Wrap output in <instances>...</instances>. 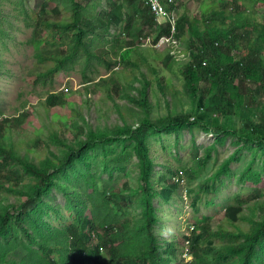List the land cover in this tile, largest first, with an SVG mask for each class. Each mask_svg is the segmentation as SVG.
<instances>
[{
    "label": "trees",
    "instance_id": "16d2710c",
    "mask_svg": "<svg viewBox=\"0 0 264 264\" xmlns=\"http://www.w3.org/2000/svg\"><path fill=\"white\" fill-rule=\"evenodd\" d=\"M7 1L0 0L1 40L14 38L13 23L2 10ZM27 1L16 0L15 6L33 27L27 43L36 46V63L44 68L37 77L47 87L76 66L94 71L95 62L108 56L132 72L152 58L155 69L151 75L140 72L136 87L119 83L121 73L116 71L101 79L108 81L97 86L103 95L99 112L109 115V102L103 100L107 97L120 122L93 130L83 119L84 127L75 124L79 132L73 142L50 125L29 131L27 104L17 115L0 119V264L178 263L181 246L164 240L158 231L161 218L155 199L172 198L179 187L173 176L185 175L190 182L201 177L216 145L229 138L239 147L194 185L195 191L190 186L195 203L205 189L209 191L210 179L230 174V164L244 148L264 153V13L257 11L264 0H201L198 14L191 13L183 0H162L169 14L184 10L175 31L171 22L159 25L156 13L142 0H113L106 10H99V0L93 4L44 0L40 11L32 14L27 12ZM50 1L56 3L55 15L47 10ZM172 35L186 49L156 48L163 37ZM171 54L183 56L177 60ZM171 76L180 78L185 92ZM69 95V90L66 95L50 93L35 108L66 106ZM116 95L126 100L124 106L116 103ZM166 97L165 112H158ZM77 107L71 105L73 113L81 115ZM197 129L215 137L202 157L178 169L168 164L164 172L154 168L151 141ZM50 141L58 147L52 148ZM23 145L28 146L26 152ZM132 159L138 187L127 197L107 192V180L100 181L92 171V164L104 173L110 168L124 171ZM167 173L169 184H165ZM249 174L250 167L241 177ZM255 177L249 176L251 182ZM77 182L83 191L70 192L68 185ZM89 187L91 194L86 193ZM53 192L65 196L67 211L74 215V222L62 231L43 221L47 209L54 211L46 203ZM235 200L225 208L217 228L206 223L194 226L188 249L194 256L191 264H264V201ZM131 201L136 202L134 214Z\"/></svg>",
    "mask_w": 264,
    "mask_h": 264
},
{
    "label": "rangeland",
    "instance_id": "374dc122",
    "mask_svg": "<svg viewBox=\"0 0 264 264\" xmlns=\"http://www.w3.org/2000/svg\"><path fill=\"white\" fill-rule=\"evenodd\" d=\"M16 0H8L3 6L4 16L13 23L14 38L0 39V119L4 117L17 115L21 109L27 104L30 109V116L26 122V128L33 132L41 128L44 124L53 127V130L63 139L75 140L77 132V123L79 127H84L86 123L91 129L112 127L119 123V114L116 113L115 104L107 97L103 100L108 101L107 108L108 116H103L99 112V103L103 97L102 92L97 86H103L101 80L108 78L113 72L121 73L119 83L124 85L125 82H131L134 86H138L140 72H145L148 75L154 73L155 63L152 58L148 59L145 64H139L138 71L132 72L126 64L119 63L117 65L113 56L104 57L101 61H96L94 71L84 69L83 66H76L75 70L70 73H61L57 75L53 87H47L42 80H38L37 73L44 68L36 63L35 58L36 46L28 44L27 41L33 35V28L24 20L25 14L20 13L15 6ZM113 0H99L100 9H108L109 4ZM149 5L151 12L156 13V20L159 25L167 22H177L183 8L173 11L169 14L168 11L161 14L160 11L154 10L149 0H142ZM162 2V0H160ZM167 1V0H166ZM44 0H29L27 1V12L32 14L34 11L39 12ZM85 4H92L97 0H83ZM193 14H198L201 9V0H183ZM163 3V2H162ZM56 3L50 1L47 10L55 15L54 9ZM98 12V10H96ZM257 11L260 14L264 13L262 5L257 6ZM172 31H174L173 27ZM176 29V26H175ZM140 41H147L146 38L140 37ZM114 42L113 38L109 40ZM181 44V41L179 42ZM146 46V45H144ZM166 47H161L160 51H164ZM182 49H186L183 42ZM173 55V54H171ZM174 56V55H173ZM183 55L174 56L179 60ZM105 60L108 62L105 63ZM47 66H45L46 68ZM81 69V70H80ZM169 72V71H167ZM85 78V79H84ZM173 83H179L178 77L171 76ZM101 80V82H100ZM118 83V84H119ZM179 87L183 91V83H179ZM70 91V95L66 96L67 105L58 108L50 109L48 106H40L35 108L39 102L45 101L50 96V93H61L66 95V91ZM136 94V91H133ZM116 103L121 107L124 106L126 100L122 96H115ZM166 99H163L158 112H165ZM28 100V103H27ZM186 102L187 95L182 97ZM72 104H76L77 110L81 115L73 113ZM23 112V111H22ZM5 113V116L2 114ZM58 115V119L55 117ZM66 120V121H64ZM64 134V136H63ZM49 140L48 138H46ZM215 141L213 134L207 133L202 129H197L195 132L186 131L179 136L165 135L159 140L151 141L150 148L153 151L156 170L164 172L166 168L164 164L175 167L176 169L182 166L193 164L196 157H202L206 149ZM52 148H57L53 142H49ZM239 146L234 143L232 138L225 141L224 144H217L216 150L212 153V158L204 167V172L197 180L190 182L187 176H173L174 180L179 183V187L172 191V198L168 201L162 197L155 199V204L159 208L160 221L157 226L158 231L162 233L164 240L177 242L180 247V261L176 264H191L194 259L193 254L188 251L192 237L194 226L202 223L209 224L211 228L217 226L225 217V208L236 202V198L240 197L244 201H249L252 204L264 201V153L255 154L253 151L244 148L238 155V158L230 164V174L223 175L218 179H210L208 186L209 191H203L201 197H198V202H194V196L190 194L188 189L194 185L203 182L212 172L227 158H229ZM27 145H23V150L26 152ZM26 154V153H24ZM99 160L97 161L98 164ZM135 159H132L124 171L110 168L104 173L100 167H95L92 164V171L99 176V180H107V192H112L117 195L121 192L124 196H128L132 190L137 189V169L135 167ZM251 168V174L242 176V172ZM255 172V173H254ZM256 176L255 182H251L249 176ZM165 184H169L170 173L166 174ZM160 177H162L160 175ZM78 180V179H77ZM161 184L164 185L163 179ZM67 189L70 192L81 193L83 191L80 182L69 184ZM87 194L92 193V188L86 190ZM124 201V200H123ZM121 201V202H123ZM50 208L43 215V221L49 227L57 228L59 231L66 229L67 225L74 222V215L67 211V201L65 196L60 192H53L52 196L46 200ZM257 204V203H256ZM127 205V204H126ZM130 213L134 214L136 202L131 201ZM257 206V205H256ZM86 215L89 216V211L86 210ZM248 224V223H247ZM182 244V245H181Z\"/></svg>",
    "mask_w": 264,
    "mask_h": 264
},
{
    "label": "built area",
    "instance_id": "2783aa9c",
    "mask_svg": "<svg viewBox=\"0 0 264 264\" xmlns=\"http://www.w3.org/2000/svg\"><path fill=\"white\" fill-rule=\"evenodd\" d=\"M173 1V0H172ZM149 3L152 5V7L156 10H161V14H163V6L159 4L158 0H149ZM173 29L175 31V26H176V22H173ZM156 48H158V50H160L161 47H166L167 48H171L172 51H178L181 49V44L178 42L177 38L172 35L169 37H163L159 43H157V45H155ZM171 51V52H172ZM184 57L188 58L189 54L188 53H184Z\"/></svg>",
    "mask_w": 264,
    "mask_h": 264
},
{
    "label": "bare ground",
    "instance_id": "6f19581e",
    "mask_svg": "<svg viewBox=\"0 0 264 264\" xmlns=\"http://www.w3.org/2000/svg\"><path fill=\"white\" fill-rule=\"evenodd\" d=\"M175 0H169V2L170 3H172V2H174ZM158 2H159V4L160 5H162L163 6V12H166L167 11V9L165 8V5L160 1V0H158ZM154 9V8H153ZM154 10H156V9H154ZM157 11H161V10H157ZM2 14V13H1ZM1 28V27H0ZM33 28V27H32ZM81 70V69H80ZM85 79V78H84ZM210 134H212V133H210ZM194 229V228H193Z\"/></svg>",
    "mask_w": 264,
    "mask_h": 264
},
{
    "label": "crops",
    "instance_id": "0c3cea01",
    "mask_svg": "<svg viewBox=\"0 0 264 264\" xmlns=\"http://www.w3.org/2000/svg\"><path fill=\"white\" fill-rule=\"evenodd\" d=\"M175 1H176V0H175ZM175 1H174V2H175ZM167 2L170 3L169 0H167ZM172 3H173V2H172ZM177 10H178V9H177ZM177 10H175V11H177Z\"/></svg>",
    "mask_w": 264,
    "mask_h": 264
}]
</instances>
